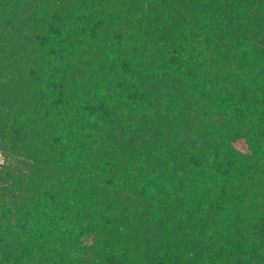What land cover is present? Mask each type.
Masks as SVG:
<instances>
[{"label":"trees","instance_id":"obj_1","mask_svg":"<svg viewBox=\"0 0 264 264\" xmlns=\"http://www.w3.org/2000/svg\"><path fill=\"white\" fill-rule=\"evenodd\" d=\"M0 264H264V0H0Z\"/></svg>","mask_w":264,"mask_h":264},{"label":"clouds","instance_id":"obj_2","mask_svg":"<svg viewBox=\"0 0 264 264\" xmlns=\"http://www.w3.org/2000/svg\"><path fill=\"white\" fill-rule=\"evenodd\" d=\"M5 164V159L2 153H0V166H3Z\"/></svg>","mask_w":264,"mask_h":264}]
</instances>
